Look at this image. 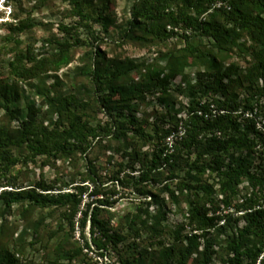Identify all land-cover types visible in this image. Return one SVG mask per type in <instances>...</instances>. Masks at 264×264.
Here are the masks:
<instances>
[{"label": "trees", "instance_id": "trees-1", "mask_svg": "<svg viewBox=\"0 0 264 264\" xmlns=\"http://www.w3.org/2000/svg\"><path fill=\"white\" fill-rule=\"evenodd\" d=\"M72 3L82 20L89 22L94 17L82 2ZM130 14L123 43L134 40L137 33L158 43L180 34L186 40L184 48L169 55L167 74L160 78L155 73L148 80L151 88L167 93L171 82L181 77L177 93L188 99L182 107L185 117L179 118L177 111L149 129L137 117L136 101L145 99L144 87L127 90L117 80L125 71L118 68L106 75L100 61L86 71L93 87L88 99L72 94L45 95L46 104L56 117L49 126L39 120L33 108L21 117L13 87L0 80V107L11 120L20 121L19 137L0 126V173H8L22 158L28 162L42 157L54 162L83 160L87 170L81 182L67 188L68 192H57L49 184L28 189L15 188L9 182L3 185L0 174V209L10 212L15 206H23L25 210L65 208L70 212L71 232L80 246L65 251L58 245L54 259L38 264L72 261L86 256L85 250L93 251L92 247L104 256L111 246L116 248L124 242L125 236L111 227L102 213L113 208L116 196L122 197L131 188L157 203V196L144 185L157 184L167 175L172 181L179 179L176 187L185 195L186 222L179 231L168 234L169 239L165 234L164 239L165 230L159 219L152 228L147 227L142 216L132 219V227L144 223L160 242L161 248L153 252L149 264H264V0H137ZM104 20L100 15L95 21ZM244 35L251 42L250 47L247 42H239ZM197 36L211 40L212 49L201 50L190 42ZM235 47L254 57L241 72L233 65L224 66L214 56V48L221 54ZM70 49L66 42L50 58H27L29 68L23 67L25 57L17 58L10 66L15 75L37 79L69 66ZM95 54L102 57L98 49ZM188 60L199 68L195 80L186 77ZM97 111L107 120L96 122L93 114ZM172 136L173 145L168 143ZM137 142L150 149L140 152L132 148L131 144ZM108 147L118 153L127 151L129 158L127 165L120 164L121 169L104 182L99 166L90 156L94 149ZM244 182L247 186L241 197L239 185ZM166 189L175 199L170 185ZM86 196L91 201L86 202ZM185 226L190 232L182 236ZM3 231L0 228V264H37L23 263L24 248L10 249L8 243H3ZM39 235L36 230L35 241ZM165 241L174 243L166 246L162 243ZM145 261L140 260L141 264ZM132 263L121 259V264Z\"/></svg>", "mask_w": 264, "mask_h": 264}, {"label": "rangeland", "instance_id": "rangeland-1", "mask_svg": "<svg viewBox=\"0 0 264 264\" xmlns=\"http://www.w3.org/2000/svg\"><path fill=\"white\" fill-rule=\"evenodd\" d=\"M72 1L0 0V80L13 87L18 98L16 107L20 110V116L24 118L33 108L39 120L43 121L45 126H49L56 117L46 104L45 95L72 94L83 100L88 99L92 95L93 87L89 81L92 78L86 75V71L88 67L100 61L101 69L106 71V75L116 72L118 68L125 71L117 80H120L127 90L140 85L144 87L145 99L136 101L137 117L147 123L149 129L154 124H161L162 119L168 118L170 114L174 115L177 111L179 118L185 117L182 107L187 105L188 99L177 93L181 77L171 82L167 93L151 88L148 83L151 75L154 76L155 73L159 74L160 78L167 74L169 55L184 48L186 44V40L181 38L182 35L158 43L151 40V37L137 33L134 40L123 43V31L131 18V7L137 0H76L82 2L86 10L94 16L89 22L77 15ZM173 9H177V6H173ZM100 15L106 18L102 23L95 21ZM63 27L68 28V31H63ZM66 42L71 45L72 61L59 72L43 74L37 79L30 80L13 73L10 64L18 60L17 58L25 57L23 67L29 68L27 58L33 57L37 60L50 58L57 54L62 44ZM190 42L201 50L208 51L213 47L208 38L197 36L191 38ZM239 42H247V46H251L245 35ZM97 49L102 57L95 54ZM214 56L224 66H235L238 72L244 71L254 60L251 53H242L238 47L221 54L214 48ZM187 65V79L195 80L198 77V66L191 60H188ZM162 98L166 100L163 101ZM93 116L96 122L107 120L99 111ZM0 126L8 128L15 137H19L20 121L11 120L1 107ZM173 141H175L174 136ZM108 146L116 148L117 145L108 143ZM131 146L140 152L150 149L149 145L143 146L142 142ZM128 154L127 151L118 153L110 147L96 148L90 158L99 166L98 171L102 181L108 182L109 176L121 169L120 164H128ZM126 167L123 166V169L129 172ZM86 172L83 160L54 162L42 157L28 162L22 158L8 173L0 174L3 185L9 182L14 184L15 188L28 189L38 184H49L57 192L60 189L68 192L71 189L70 185L81 182ZM181 176L184 174L181 173ZM177 180L172 181L164 175L157 184L144 185L146 190H151L157 196V203L151 198H145L133 188L127 190L126 194L122 193V197L114 198L117 200L116 204L108 211H104L102 218L124 235L125 241L120 242L116 248L111 246L104 256L116 264H121L122 258L129 259L132 264H141L140 260H146L144 263L149 264L148 259L152 257L153 252L161 248V245L154 238V232L147 227L152 228L155 220L159 219L165 230L163 238L165 239L166 234L169 239L168 234L179 231L185 225L187 205L185 195L176 187ZM107 185L112 186L111 183ZM167 185H170L174 191L175 199L167 191ZM246 186L245 182L239 185L241 197L245 193ZM6 189L12 190L11 187ZM85 200L91 201L88 196ZM69 214L70 212L65 208L25 210L23 206H15L10 212L0 209V228L3 227L4 230L3 243H8L12 250L17 247L24 248L23 263L38 264L54 259L58 245L63 246L65 251L80 246L75 242L77 239L71 232ZM136 216H142V220L147 222V227L142 222L132 227L131 221ZM243 224L244 222L240 223ZM36 230L40 231L37 241L33 238ZM135 230L138 231L137 234ZM181 232L182 236H186L190 229L185 226ZM162 243L168 246L174 242ZM201 249L202 247L199 250ZM93 253L99 256L98 251ZM62 262V264H94L89 254Z\"/></svg>", "mask_w": 264, "mask_h": 264}, {"label": "built area", "instance_id": "built-area-1", "mask_svg": "<svg viewBox=\"0 0 264 264\" xmlns=\"http://www.w3.org/2000/svg\"><path fill=\"white\" fill-rule=\"evenodd\" d=\"M221 5L222 4H218V7H220ZM169 29H171V27H169ZM175 31H177V29H175ZM188 34H190V32H188ZM168 143L173 145L174 143L173 136L168 139ZM76 229H77L76 236L77 238H79L80 236L79 227L77 226ZM92 248H93V251L85 250V252L90 255L91 260L93 261L94 264H116L115 262H112L111 260H109L106 256L95 255L96 253L94 254L93 252H97V251L94 250V247Z\"/></svg>", "mask_w": 264, "mask_h": 264}]
</instances>
